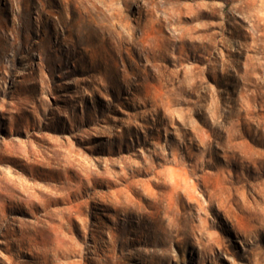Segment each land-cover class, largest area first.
Segmentation results:
<instances>
[{
	"label": "rangeland",
	"instance_id": "374dc122",
	"mask_svg": "<svg viewBox=\"0 0 264 264\" xmlns=\"http://www.w3.org/2000/svg\"><path fill=\"white\" fill-rule=\"evenodd\" d=\"M0 264H264V0H0Z\"/></svg>",
	"mask_w": 264,
	"mask_h": 264
},
{
	"label": "bare ground",
	"instance_id": "6f19581e",
	"mask_svg": "<svg viewBox=\"0 0 264 264\" xmlns=\"http://www.w3.org/2000/svg\"><path fill=\"white\" fill-rule=\"evenodd\" d=\"M7 188V187H6ZM6 262V261H5Z\"/></svg>",
	"mask_w": 264,
	"mask_h": 264
}]
</instances>
